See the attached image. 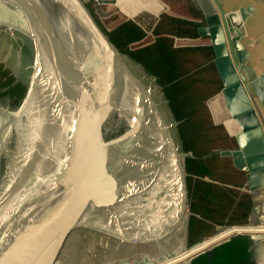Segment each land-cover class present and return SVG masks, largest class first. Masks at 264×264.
Returning <instances> with one entry per match:
<instances>
[{
    "label": "water",
    "instance_id": "95a60500",
    "mask_svg": "<svg viewBox=\"0 0 264 264\" xmlns=\"http://www.w3.org/2000/svg\"><path fill=\"white\" fill-rule=\"evenodd\" d=\"M155 1L151 32L174 0ZM116 2L0 0V26L32 51L22 104L0 107V264H211L222 250L241 254L235 264H264V236L255 232L186 261L185 251L203 242L187 239L189 154L156 80L110 41L116 26L136 24ZM181 2L198 16V39L174 47H211L221 114H210L223 117L236 144L219 156L243 173L251 200L245 224L217 227L210 238L218 229L254 230L264 224L255 212L264 205V70L246 65L245 34L232 37L226 23L237 13L243 28L253 6L225 13L222 0ZM104 9L110 15L99 17Z\"/></svg>",
    "mask_w": 264,
    "mask_h": 264
},
{
    "label": "trees",
    "instance_id": "16d2710c",
    "mask_svg": "<svg viewBox=\"0 0 264 264\" xmlns=\"http://www.w3.org/2000/svg\"><path fill=\"white\" fill-rule=\"evenodd\" d=\"M152 1L147 0V5L143 6L138 0L135 3L134 0H117L116 5L129 18L135 19L138 9L157 15L160 5ZM168 6L169 13L160 17L149 35L136 24L126 21L112 29L108 36L122 55L139 64L156 80L170 115L177 123L175 131L181 151L189 154L185 159V170L192 216L187 239L188 244L193 245L210 237L217 227L245 224L251 200L248 195L240 193L245 185L243 173L233 168L231 158L219 156V152L236 150V144L223 127V117L215 119L210 114V111L221 114L217 102L221 83L212 63L213 51L202 45L174 47L175 41L197 40L196 30L200 23L193 21L192 18L198 16L185 2L169 1ZM125 35L136 42H121L120 38ZM149 38L151 41H143ZM14 81L10 72L0 64V103L8 100L10 107L18 106L25 90L20 84H13ZM223 230L216 233L214 239L204 240L205 244L186 252V261L237 234L234 230ZM237 253L222 250L212 258L211 264H235L241 255Z\"/></svg>",
    "mask_w": 264,
    "mask_h": 264
},
{
    "label": "rangeland",
    "instance_id": "374dc122",
    "mask_svg": "<svg viewBox=\"0 0 264 264\" xmlns=\"http://www.w3.org/2000/svg\"><path fill=\"white\" fill-rule=\"evenodd\" d=\"M237 1L230 2V4H228L227 1L225 2L227 4H223V1H222L221 6L223 9L228 6V10L225 13L236 11L238 9L237 7H238V3L240 2V0H237ZM252 2H255V1H252ZM89 5L92 6L93 2H90ZM241 5H244V6H241L243 8L246 7L245 6L246 0L242 1ZM100 13L101 14L99 17L104 18V17L109 16L111 12L110 10L104 9ZM134 21L136 22V24H138V26L143 31L148 32L147 34L149 35L151 33L150 30L153 24L155 23V18L151 16L150 14L143 12L139 16H137L134 19ZM110 25H111L110 27H112L113 24H110ZM242 29H243V33L245 34V38H246L245 43L246 45L249 46L250 52H251L249 56L251 57V59H248V61L246 62V65L252 67L256 75H260L262 72V68H263V67H260V65H263L262 59H264V54H259L258 53L259 50L256 48L257 46L256 40L257 39L259 40L260 37L258 38V35L256 34L254 36L247 34L246 24L244 25ZM137 37L138 39L140 38L139 36ZM120 39H121L120 40L121 42H126V43L136 42L129 35L122 36ZM143 41L149 42L151 41V38L145 39ZM139 43H142V42H139ZM31 63H32V51H31V46H30L29 41L25 39L24 37H22L21 35L17 34L16 32L9 31L7 28L0 26V64L10 72V74L14 77L16 81H20L26 84L31 75V72L29 70ZM6 104L7 102L5 101L0 103L2 108H5ZM260 112H261V108H260ZM240 193L243 195H248L247 190L245 188L241 189ZM238 230L239 229L234 230V234L237 233ZM219 232H222V231L220 230ZM209 238L210 237L205 238L203 239V241ZM228 238L229 237H227L226 239Z\"/></svg>",
    "mask_w": 264,
    "mask_h": 264
},
{
    "label": "crops",
    "instance_id": "0c3cea01",
    "mask_svg": "<svg viewBox=\"0 0 264 264\" xmlns=\"http://www.w3.org/2000/svg\"><path fill=\"white\" fill-rule=\"evenodd\" d=\"M222 1H223V4H227V3H225L226 1L228 2V4H230V2H234L237 0H222ZM242 1H244V0H240L237 8L244 6V5H241ZM252 1H255V2H252ZM248 5L253 6V12L250 14L248 19L246 20V23H245L246 24V31H247V34H249L251 36H254L256 34V35H258V38L260 37L259 40L258 39L256 40V42H257L256 48L259 50V52H258L259 54H264V4L261 3L259 0H246L245 6H248ZM223 10H224V12H226L228 10V6L225 7ZM230 14L235 15L236 13H230ZM239 31L242 35L243 34L242 26H240ZM248 59H251V57H249ZM262 60H263V65H260V67H263L262 68V71H263L264 70V59H262ZM260 113H261V118L264 122V107L261 108Z\"/></svg>",
    "mask_w": 264,
    "mask_h": 264
},
{
    "label": "bare ground",
    "instance_id": "6f19581e",
    "mask_svg": "<svg viewBox=\"0 0 264 264\" xmlns=\"http://www.w3.org/2000/svg\"><path fill=\"white\" fill-rule=\"evenodd\" d=\"M226 23H227V29H228V31H229V33H230V35L232 36V37H239V36H241V33H240V31H239V28H240V20H239V17H238V15H237V13L235 14V15H232V14H229L227 17H226ZM257 214H259V215H262V223H264V205H262L261 207H259V208H257L256 209V211H255ZM231 228H239V230H238V232H237V234L236 235H234V236H237V235H244V234H251V233H257V234H260V235H263L264 236V224H263V226H261V227H257L256 229H254V230H250V229H248L247 227H230V228H228V229H230V230H234V229H231ZM221 231H222V229H220ZM219 230V231H220ZM263 231V232H262ZM216 235V234H215ZM214 235V236H215ZM216 237V236H215ZM215 237H213V238H209L210 240H212V239H214ZM231 237H233V236H231ZM231 237H229L228 239H230ZM228 239H225V240H222V241H220V242H218V243H216L215 245H213V246H211V247H209L207 250H205V251H203V252H201V253H199V254H197V255H195V256H193V257H191L190 259H192V258H194V257H196V256H198V255H200V254H202V253H205V252H207V251H209V250H211L213 247H215V246H217V245H219V244H221V243H224L225 241H227ZM208 240V239H207ZM210 240H208V241H210ZM206 241V240H205ZM207 241V242H208ZM204 242V241H203ZM202 242V243H203ZM206 243V242H205ZM205 243H203V244H205ZM203 244H201L200 243V245H198V246H196V247H194V248H192L191 250H188V251H185V257H186V252H189V251H192L193 249H195V248H197V247H199V246H201V245H203ZM189 259V260H190ZM188 260V261H189Z\"/></svg>",
    "mask_w": 264,
    "mask_h": 264
},
{
    "label": "flooded vegetation",
    "instance_id": "af4514ba",
    "mask_svg": "<svg viewBox=\"0 0 264 264\" xmlns=\"http://www.w3.org/2000/svg\"><path fill=\"white\" fill-rule=\"evenodd\" d=\"M141 29V28H140ZM142 30V29H141ZM143 31V30H142ZM145 34H147L148 32H145V31H143ZM16 83H18V84H20L21 86H23L24 88H25V90H24V94H23V97L21 98V100H20V102H19V104H18V106H16V107H10L9 106V101L8 100H5V102H7V104H6V109H10V110H16V109H18L19 107H20V105L22 104V100L25 98V95H26V91H27V87H28V81H27V83L26 84H24V83H22V82H20V81H14L13 82V84H16ZM0 107H1V105H0ZM2 108V107H1ZM2 164V163H1ZM0 169H1V171H2V167H0Z\"/></svg>",
    "mask_w": 264,
    "mask_h": 264
}]
</instances>
